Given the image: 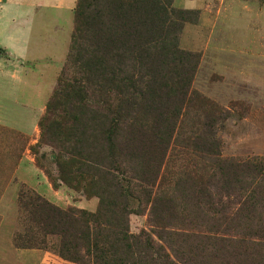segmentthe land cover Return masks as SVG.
Instances as JSON below:
<instances>
[{
  "label": "rangeland",
  "instance_id": "1",
  "mask_svg": "<svg viewBox=\"0 0 264 264\" xmlns=\"http://www.w3.org/2000/svg\"><path fill=\"white\" fill-rule=\"evenodd\" d=\"M150 1L108 23L94 1L108 50L73 40L53 90H76L47 109L52 90L32 135L0 124V264H78L55 235L16 244L20 190L99 214L95 230L124 219L150 243L138 264H245L264 241V0Z\"/></svg>",
  "mask_w": 264,
  "mask_h": 264
},
{
  "label": "crops",
  "instance_id": "2",
  "mask_svg": "<svg viewBox=\"0 0 264 264\" xmlns=\"http://www.w3.org/2000/svg\"><path fill=\"white\" fill-rule=\"evenodd\" d=\"M77 0H0V124L28 135L68 53Z\"/></svg>",
  "mask_w": 264,
  "mask_h": 264
},
{
  "label": "trees",
  "instance_id": "3",
  "mask_svg": "<svg viewBox=\"0 0 264 264\" xmlns=\"http://www.w3.org/2000/svg\"><path fill=\"white\" fill-rule=\"evenodd\" d=\"M94 1L98 0L76 1L69 48L70 45L73 46V40L84 39L85 34H89V41L94 50H108L106 40L103 38L105 43L103 40L101 42V35L107 23L113 18L124 20L133 14L138 4V0H109L114 15L112 18L108 17L106 23L101 11L92 7ZM148 4L152 10L162 9L158 8L160 5L156 0L155 2L151 0ZM1 54L4 52H0ZM66 60L71 65V69H74L77 62L73 54L69 53V49ZM62 78L60 77L58 81L60 89L53 90L54 94L46 106L47 109L55 101L58 90L63 87L76 90L74 77L69 78V84L64 83ZM19 204L22 211L26 213L25 225L28 228L24 229L23 235L15 237L18 246L40 248L45 244V238L48 235H55L58 237L55 251L69 261L78 264H138V243L144 247L150 245L147 238L142 241L138 238V234L129 232L124 219L123 229L109 233L103 232L102 229L95 230L93 223L100 217L99 214L77 207L60 208L32 191L25 193L20 190ZM251 245L252 248L248 251V262L245 264H264V241L253 240Z\"/></svg>",
  "mask_w": 264,
  "mask_h": 264
}]
</instances>
